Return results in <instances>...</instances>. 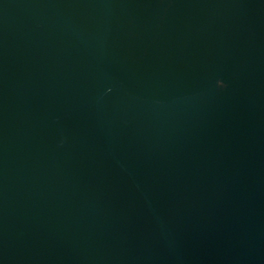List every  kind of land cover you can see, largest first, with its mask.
Segmentation results:
<instances>
[{"label":"water","instance_id":"obj_1","mask_svg":"<svg viewBox=\"0 0 264 264\" xmlns=\"http://www.w3.org/2000/svg\"><path fill=\"white\" fill-rule=\"evenodd\" d=\"M0 264H264V0H0Z\"/></svg>","mask_w":264,"mask_h":264}]
</instances>
